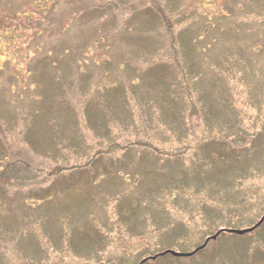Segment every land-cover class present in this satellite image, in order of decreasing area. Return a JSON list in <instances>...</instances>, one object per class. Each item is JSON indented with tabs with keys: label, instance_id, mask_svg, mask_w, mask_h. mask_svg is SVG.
Returning a JSON list of instances; mask_svg holds the SVG:
<instances>
[{
	"label": "rangeland",
	"instance_id": "rangeland-1",
	"mask_svg": "<svg viewBox=\"0 0 264 264\" xmlns=\"http://www.w3.org/2000/svg\"><path fill=\"white\" fill-rule=\"evenodd\" d=\"M114 1L134 5L122 15L109 0H0V264H141L213 234L193 256L144 264H264V222L217 234L264 214V0H186L215 25L188 48L213 92L197 116L171 51L156 44L153 0ZM160 1L176 10L183 0ZM260 134L236 163L199 146L217 137L246 149Z\"/></svg>",
	"mask_w": 264,
	"mask_h": 264
},
{
	"label": "trees",
	"instance_id": "trees-1",
	"mask_svg": "<svg viewBox=\"0 0 264 264\" xmlns=\"http://www.w3.org/2000/svg\"><path fill=\"white\" fill-rule=\"evenodd\" d=\"M59 3L60 2L58 0L57 4L55 5V8H58ZM151 3H152V6H151L152 9H149L148 11H146L145 15L146 16L148 14L154 15L151 17L152 25H153V27H160V33L157 34L158 39H156V41H157L156 44L157 45L158 44H165V47L163 48V52H165V53L168 50L171 51L168 54H166L169 57V59L167 57L165 59L168 62L173 61V64L176 67L175 70L184 76V78H182L181 81H183L186 84V87L189 88V89H187L189 96L191 97V95L193 94L194 96L197 97V99H195V104L193 103L194 104V108H193L194 112L193 111L189 112L190 115H196L200 111L199 109L197 110L198 107L196 106V104L198 102H201V105H203L202 103L204 101L202 99L200 101L198 98H200L201 96H206V95H208V97H209V95L212 92V87L207 86L203 80V78H204L203 76L205 75L204 71H203L205 69L202 70V64H204V62L202 63L203 59L200 57H197V58H194L192 60L193 54L190 55V53L188 52V48L191 44H193V42L195 41L196 38L198 39V38H200V36H207L208 35L207 31H209V27H215V25L213 24L214 22L211 21L209 13L200 12V13L196 14L195 13L196 11H194V10L192 12H189L188 8L186 6V0L182 1V3H181L182 5H180L181 9L179 8L176 10H172L171 7H167L166 3H161L160 0H159V2H158V0L157 1L153 0ZM108 5L110 6L109 9H112L111 11H108L109 13H112V12L116 11L117 9H119V11L122 13V15H125L134 5V1H130V3H128L126 5L125 3H122L120 1L115 2L114 0H109ZM76 7H77V9L80 8L79 5H77ZM174 11H175V17L176 18H174L173 15L171 14V12H174ZM146 16H144L143 19ZM245 16H246V14H245ZM210 38L208 39V42L212 46L213 49L214 48H218L220 50L225 49L219 45L220 41H216V39L213 37H210ZM246 49L247 48L240 47L237 50L235 55H237V54L240 55L241 52L247 51ZM199 53L203 54L202 51H200V50H199ZM153 56H155V60H157L160 63V65L166 63L165 60L162 58H160V60L157 59L158 56L161 57V54L154 53ZM149 58L150 59L147 60L148 62L152 59L151 54H150ZM242 60H243V56L240 59H237V58L234 59L235 65L237 66V68L234 71L235 74L236 73L241 74V73L245 72L244 71L245 64L242 63ZM197 62L199 63V67H196ZM205 62L209 63L207 61H205ZM240 66H243V68L241 70L239 68ZM219 70H220L219 71L220 73L224 72V70L222 68H219ZM68 84H70V86H72L71 83H67V84L63 83L60 86V88H63L65 85H68ZM166 89H167V87H166ZM68 91L73 92L71 89L66 90V92H68ZM60 94H64V93L61 92ZM227 94L230 95V91L228 89H227ZM75 96L76 95L73 92L72 97H75ZM164 96H166L165 90H164ZM224 96L225 95L218 96V97H220L221 100L224 101ZM62 103L65 104L66 102L62 101ZM87 105L88 104L85 103L83 108H85ZM62 107H64V106H62ZM207 108H209V107H207ZM202 110L205 111V108H203ZM228 110H229V108H228ZM228 110L224 111V113H227ZM64 112L70 113L69 109H67L66 107H64ZM82 114L85 115L84 112H82ZM202 116L205 120L204 125L206 126V128L210 127L209 129H211L213 131V129H214V122H213L214 118L212 119V116L208 115V111H206L205 115H202ZM229 127H226L225 129H228ZM101 128H103V127L101 126ZM237 128H239V127L235 126V127L230 128L233 130L232 134H235L241 138H244V137H242V134H241V136L238 134ZM225 129H222V131H224ZM243 136H244V134H243ZM262 138H263V136L261 134L253 136V141L251 143H249V145L246 147V149H244V147L241 148V146H238V148H236V146H232V144H230L229 140L227 142H224V141H220L217 137L206 138L205 140H202L200 142L199 146L203 150V152H205L204 150L208 149L209 147L210 148L212 147V148L217 150V151L215 150L217 152V155L224 156L225 158L229 159L233 163H236L239 159L238 155L239 156L240 155L245 156V155H248L250 152L254 153L255 152V146L253 144ZM53 140L55 143H59L55 140V138H53L52 141ZM59 141L61 143L64 142V140H62V139H60ZM215 142H218V144ZM132 144H137V143L133 142V143H130V144L125 145V146H130ZM138 144L149 145L147 143H138ZM105 145L111 146V144H104V145L102 144V145H100V147L103 148ZM112 146H113V148L114 147L121 148L124 145L120 146L118 143H113ZM101 151L102 150L99 148L96 151L92 152L87 158L88 159L86 161L87 165L92 164L91 166H94L95 165L94 163H96L101 158L100 156L103 155L101 153ZM106 151H108V150L103 149V152H106ZM252 163L254 164V166H255V164H257L256 162H252ZM53 173H55V172H53ZM48 192H49V190H48ZM52 195H53V193L49 192L48 196H52Z\"/></svg>",
	"mask_w": 264,
	"mask_h": 264
},
{
	"label": "water",
	"instance_id": "water-1",
	"mask_svg": "<svg viewBox=\"0 0 264 264\" xmlns=\"http://www.w3.org/2000/svg\"><path fill=\"white\" fill-rule=\"evenodd\" d=\"M264 220V215L262 216V218L259 220V222L258 223H256L253 227H251V228H248V229H245V230H238V231H236V230H225L224 229V231H226V232H229V233H231V232H233V233H235V234H239V235H242V234H244V233H246V232H250V231H252L253 229H255L256 227H258L261 223H262V221ZM219 233V232H218ZM217 233V234H218ZM216 237V235H214L213 236V238H215ZM206 244V242L204 243V245ZM204 245H202L201 247H199L197 250H199L200 248H203L204 247ZM194 252H196V250L195 251H193V252H191V253H187V254H180V253H176V252H173V251H164V252H162L161 253V255H165V254H167V253H169V254H171V255H173V256H190V255H192ZM152 258H154V257H152ZM145 260H143V262H144Z\"/></svg>",
	"mask_w": 264,
	"mask_h": 264
}]
</instances>
